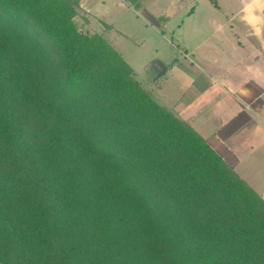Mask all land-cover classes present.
I'll return each instance as SVG.
<instances>
[{"label": "trees", "instance_id": "1", "mask_svg": "<svg viewBox=\"0 0 264 264\" xmlns=\"http://www.w3.org/2000/svg\"><path fill=\"white\" fill-rule=\"evenodd\" d=\"M80 1L0 0V264H264V199Z\"/></svg>", "mask_w": 264, "mask_h": 264}, {"label": "crops", "instance_id": "2", "mask_svg": "<svg viewBox=\"0 0 264 264\" xmlns=\"http://www.w3.org/2000/svg\"><path fill=\"white\" fill-rule=\"evenodd\" d=\"M108 2L112 4V0H81L80 6L92 21L113 25L117 31L114 22L104 18V8H100ZM118 2L127 15L142 20V25L151 30L147 39L156 36L163 41L169 36L172 42L177 41V53L164 55L171 62L160 59L166 73L158 78L171 71L175 74L167 77L174 80L178 74V82L171 89L166 87L165 77L162 87L149 93L193 128L264 199V0ZM198 5L204 10L192 45L182 32L192 17H198ZM146 18L165 19L167 25L176 21L179 25L172 32H160V28L146 26ZM131 41L138 47L145 42ZM160 55L156 49L155 56ZM148 73L151 75L150 70ZM154 77L153 83H159L157 73Z\"/></svg>", "mask_w": 264, "mask_h": 264}, {"label": "rangeland", "instance_id": "3", "mask_svg": "<svg viewBox=\"0 0 264 264\" xmlns=\"http://www.w3.org/2000/svg\"><path fill=\"white\" fill-rule=\"evenodd\" d=\"M69 1L74 3L76 0H69ZM118 1L119 0H112V4L108 2L105 5V7H100V8H104V12H103L104 18L110 19V21L114 22L115 27L123 31L124 34L129 35L130 36L129 38L121 36L123 34L119 30L114 31L115 28L113 25H109L101 21L99 22H96L94 20L92 21L90 17L87 16L86 13L83 11V9L80 6L81 5L80 3L79 6L76 8L77 16L75 18V22L79 31H81L86 35L88 34L102 35L116 50L118 55L133 69L134 80H136L139 86L148 94H150L149 93L150 90H157L158 88L162 87V85L164 84L165 77H166L165 79L166 87H169L171 89L174 88L176 82H178L177 77L179 75L176 74L175 79L172 80V77L171 78L167 77L171 74H175L173 72L171 73V71L162 79L158 78V74H157L158 80L160 79V82L157 84L156 83L154 84L152 80H154L155 78L154 74H156V71L153 67L154 61H156L157 59V61L160 62V59H164V62L166 61L171 62V59L166 60L164 58L165 53L167 54H172L173 52L177 53L178 47H177L176 39L174 40V42L170 40L169 36L167 37L168 40L170 41L168 40L162 41L160 37H156V36L147 39V37L152 34V33L150 34L151 30L145 28L142 25V20L140 19L138 20L136 19V17H133L130 14L127 15V13H125L126 12L125 9L121 8L120 3ZM160 6L156 5L157 8L158 7L160 8ZM198 7H200V13L198 17H192V19L188 22L187 26L184 28V31L182 32V34H184L185 39H187L189 44L192 45L195 44V29L200 27V24L202 23L201 18L203 16L204 7H201L199 5ZM144 22L146 26L148 27L153 26L154 28L156 27L158 30L160 28L159 30L160 32L165 30L166 33L172 32L171 30H173L176 26L179 25V22L176 21H173L170 25H167L168 20L165 19L151 20L146 18ZM156 28L155 30H157ZM110 31H112L111 34ZM131 39H135V40L144 39L145 42L142 46L138 47L134 45ZM168 42H170V44H168ZM156 49H158L159 53L161 54L159 57L155 56ZM148 70H150L151 75L148 73ZM170 80L171 83H169ZM150 95L154 100L156 99L155 101L159 104L160 100L157 99V96L156 95L152 96V94Z\"/></svg>", "mask_w": 264, "mask_h": 264}, {"label": "water", "instance_id": "4", "mask_svg": "<svg viewBox=\"0 0 264 264\" xmlns=\"http://www.w3.org/2000/svg\"><path fill=\"white\" fill-rule=\"evenodd\" d=\"M153 67L158 74V77H161L166 73V67L162 62L155 61Z\"/></svg>", "mask_w": 264, "mask_h": 264}]
</instances>
